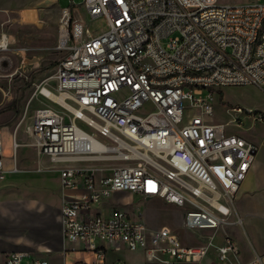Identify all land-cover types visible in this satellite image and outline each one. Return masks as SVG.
<instances>
[{"label":"built area","instance_id":"built-area-1","mask_svg":"<svg viewBox=\"0 0 264 264\" xmlns=\"http://www.w3.org/2000/svg\"><path fill=\"white\" fill-rule=\"evenodd\" d=\"M82 9L105 27L93 34ZM60 22L58 48L66 54L54 86L39 90L60 108H38L28 129L39 154L61 164L65 238L92 254L61 264H128L108 263L115 244L162 264H192L212 247L228 261L238 253L230 236L191 246L110 199L124 192L162 199L184 209L191 231L227 223L256 145L217 119L213 96L226 85L264 87V0H83L61 8ZM8 48L4 33L0 50ZM226 109L239 126L244 108ZM13 144L15 155L16 137ZM3 264L53 263L15 251Z\"/></svg>","mask_w":264,"mask_h":264},{"label":"rangeland","instance_id":"rangeland-1","mask_svg":"<svg viewBox=\"0 0 264 264\" xmlns=\"http://www.w3.org/2000/svg\"><path fill=\"white\" fill-rule=\"evenodd\" d=\"M83 0H0V36L7 34L9 48L0 50V137L4 145V157H10L14 163V138L20 145L17 148V158L24 155L34 158V183L47 184L52 189L57 188L56 170L61 164L50 161L48 156L39 157V152L32 145L34 140L29 132L38 108L46 105L60 108L39 93L43 86L53 87L58 62L66 52L58 48L60 36L61 8L80 5ZM219 2L241 3L248 0H218ZM84 22L93 34L105 27V19L91 20L84 10ZM222 91V94H221ZM215 112L218 120L227 124L228 131L238 134L249 133L246 129L251 121L247 117L249 107L264 112V87L256 85H226L216 90L213 96ZM241 106L244 114L241 116V126L231 123L237 117L232 110L226 108ZM249 116H251L249 114ZM252 117V116H251ZM253 118V117H252ZM254 119V118H253ZM263 122L264 119H259ZM258 126H256L257 128ZM255 130V127L252 126ZM42 164L45 168L40 166ZM49 165V167H47ZM41 169H45L42 172ZM110 200L121 201L122 205L136 214L142 212L149 227L157 228L168 225L186 244L200 242L195 232L183 226L182 207L166 203L162 199H145L132 192L114 195ZM95 208L97 206H94ZM221 236H215L214 241H220ZM84 255L73 253L66 262L73 263ZM119 255L129 261L141 260L140 253L126 250L111 253L109 257Z\"/></svg>","mask_w":264,"mask_h":264},{"label":"crops","instance_id":"crops-1","mask_svg":"<svg viewBox=\"0 0 264 264\" xmlns=\"http://www.w3.org/2000/svg\"><path fill=\"white\" fill-rule=\"evenodd\" d=\"M249 110L255 109L249 107L246 112L251 121L246 128L249 133L240 135L256 145L255 160L236 194L227 223L215 232L192 231L200 237V242L188 244L202 245L207 243V236H221V242L213 239V242L219 245L223 243L225 236H230L238 253L231 254L228 261H222L218 257L217 250L212 247L206 256L192 264H239L255 258H260L264 264V120L257 122L260 120L249 116ZM259 112L264 114L263 111ZM38 155L40 158L46 156ZM4 161L5 178L0 181V264H3L10 252L15 251H25L31 258H45L53 264L66 262L73 253L85 256L83 258L78 255L79 260L91 259L92 254L84 250L81 244L71 243L64 236L61 214L64 198L60 170H56L58 179L56 189L50 188L47 184L36 187L38 184L34 183V158L30 160L24 155L18 159L16 152L14 163L10 157H4ZM40 166L45 168L42 164ZM39 170L42 172L45 169L39 168ZM110 204L124 205L118 200L116 202L111 200ZM239 217H241L240 222H238ZM108 247V263L120 259L128 264H162L150 261L144 251L128 250L124 244ZM120 250L140 253L142 259L132 262L122 259L119 255L109 257L111 253L117 254Z\"/></svg>","mask_w":264,"mask_h":264},{"label":"trees","instance_id":"trees-1","mask_svg":"<svg viewBox=\"0 0 264 264\" xmlns=\"http://www.w3.org/2000/svg\"><path fill=\"white\" fill-rule=\"evenodd\" d=\"M221 94H222V91H221ZM255 111H257V110H255Z\"/></svg>","mask_w":264,"mask_h":264}]
</instances>
